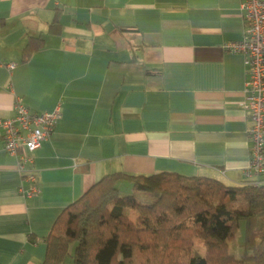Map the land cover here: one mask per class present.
<instances>
[{"label":"crops","instance_id":"0c3cea01","mask_svg":"<svg viewBox=\"0 0 264 264\" xmlns=\"http://www.w3.org/2000/svg\"><path fill=\"white\" fill-rule=\"evenodd\" d=\"M243 34L241 0H0V116L18 98L62 110L36 195L0 137V264H41L57 215L105 173L264 183L246 174L244 56L224 47ZM31 35L45 46L22 61Z\"/></svg>","mask_w":264,"mask_h":264},{"label":"trees","instance_id":"16d2710c","mask_svg":"<svg viewBox=\"0 0 264 264\" xmlns=\"http://www.w3.org/2000/svg\"><path fill=\"white\" fill-rule=\"evenodd\" d=\"M60 29L55 17L49 31ZM44 46L42 35H31L22 61ZM120 180L131 183L129 193H120ZM130 208L145 221L137 224ZM241 221L238 257L230 242ZM45 241L41 264H264V183L171 170L105 173L60 211Z\"/></svg>","mask_w":264,"mask_h":264},{"label":"built area","instance_id":"2783aa9c","mask_svg":"<svg viewBox=\"0 0 264 264\" xmlns=\"http://www.w3.org/2000/svg\"><path fill=\"white\" fill-rule=\"evenodd\" d=\"M241 9L244 34L240 39L225 42L224 47L244 56L243 106L249 117L250 137L246 174L261 176L264 174V0H241ZM14 110L11 116H0V137L5 150L17 157L18 171L22 174L20 192L30 197L41 190L33 166L35 152L53 134L62 110L60 104L52 110H32L22 98H18Z\"/></svg>","mask_w":264,"mask_h":264},{"label":"rangeland","instance_id":"374dc122","mask_svg":"<svg viewBox=\"0 0 264 264\" xmlns=\"http://www.w3.org/2000/svg\"><path fill=\"white\" fill-rule=\"evenodd\" d=\"M117 186L121 194L129 193L131 189V183L125 180L117 182ZM241 199V198H240ZM130 217L138 224L139 217H142L145 221V216L135 208L129 209ZM245 222L241 221L236 237L230 242V251L236 256L240 257L242 253V244L244 240ZM251 264V262L249 263Z\"/></svg>","mask_w":264,"mask_h":264}]
</instances>
